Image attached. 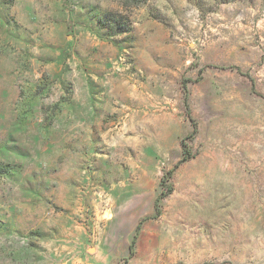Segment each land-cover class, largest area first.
I'll return each instance as SVG.
<instances>
[{
  "label": "rangeland",
  "instance_id": "1",
  "mask_svg": "<svg viewBox=\"0 0 264 264\" xmlns=\"http://www.w3.org/2000/svg\"><path fill=\"white\" fill-rule=\"evenodd\" d=\"M130 1L0 0V264H264V0Z\"/></svg>",
  "mask_w": 264,
  "mask_h": 264
},
{
  "label": "trees",
  "instance_id": "2",
  "mask_svg": "<svg viewBox=\"0 0 264 264\" xmlns=\"http://www.w3.org/2000/svg\"><path fill=\"white\" fill-rule=\"evenodd\" d=\"M131 1L134 2L136 0H131ZM222 1H226L227 2L228 0H222ZM100 21H101L102 27H108V26L111 27L110 29H111L113 35L124 34V33H127L129 31L128 24L123 22V19L120 18V15L118 16L116 14L106 13L101 18ZM110 24H111V26H110ZM164 183L165 182H163V185H165ZM170 193H171V188H169L165 192H162L160 197L163 198V197L169 195ZM156 210H157V205H156ZM132 245H133V242L130 245V249H129L130 250V255L132 254Z\"/></svg>",
  "mask_w": 264,
  "mask_h": 264
}]
</instances>
